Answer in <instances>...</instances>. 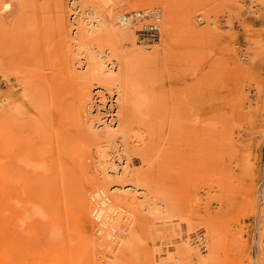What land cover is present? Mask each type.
Segmentation results:
<instances>
[{"label": "bare ground", "instance_id": "bare-ground-1", "mask_svg": "<svg viewBox=\"0 0 264 264\" xmlns=\"http://www.w3.org/2000/svg\"><path fill=\"white\" fill-rule=\"evenodd\" d=\"M174 1L175 0H126V1L125 0H51L50 1L52 2V7L54 9L55 29L57 31L59 38L58 40L59 48L58 50L55 49L59 52L57 56L58 58L57 57L56 58L57 60L59 59L60 70H62L65 76L63 77L68 81V83L71 86L70 89L73 92L72 103L71 105H68L69 108L71 106L70 109L72 114L70 115L72 116L70 117H72L73 122H75L73 124H75L76 130L78 132L77 133L78 139L86 141L89 145V147L87 146L88 150H85L84 152H82L80 156H78L79 157L78 161L80 162V165L86 168L87 170H89L88 167L90 165H92V167L94 168V173L92 178H90L91 181L88 184V188H86L85 190L84 189L79 190L80 191V194L78 195L79 199L75 195L77 200H79V205H77V203L76 205L79 206L80 208L78 209L83 219L82 221L84 224L89 223L90 225V233L88 239L91 244V250L93 251L94 264H216L217 263V256H218L217 253L221 246L220 238H218L219 236L218 230L220 228L216 229L217 227H215V225H218V222H216V220H214V218L212 217L211 218L203 217L200 223L201 225L200 230L201 229L202 230L199 233L193 232L194 226L192 224H189L190 222L184 223L186 225V228L182 230L183 229L182 225L179 222H177V216H179L178 203L176 199H174L168 192L167 183L165 182L166 181L165 176L167 175L165 171H167L168 169L167 159L169 158L171 151L170 150L171 146L167 147V145L168 144L171 145L172 140L175 138L176 124L175 121L173 120L174 119L173 117L175 116L176 118L177 111L175 112L172 107H171L172 108L171 111L168 105L167 95L164 92V89H162L163 91L162 90L158 91V89L156 90V88H154L156 86V85L154 86V83L158 71L163 69L170 61H172L173 53L177 49V46L179 45L178 35L181 33L178 34V28L176 24L177 23L176 14L173 12L172 9L173 6H175ZM2 3L7 5L8 13L6 16L0 14V35L1 34L8 35V33L11 34L13 32L22 33V31L20 30L19 32L18 29H20L23 26V25L21 26V23L25 21V18L28 19L29 16L26 17L27 12L29 13L31 11L33 12V9L38 6V5L36 6V0H0L1 9H2ZM41 4L43 3L41 2L40 6ZM242 4L244 6L246 5L250 9L254 7L261 9L264 5V1L261 2L259 0L258 1L249 0L246 2L245 1L242 2ZM47 5L45 3L42 7H40L41 9L40 12H42L40 16L41 17L43 16L42 17L43 22L46 21V17H44L45 15L44 11L47 10L46 9ZM190 14L192 13L189 12L186 16L189 18ZM35 15H36L35 13H32V15L30 14L31 17L29 18V21L30 20L31 21L29 22L30 24L28 23V26L30 27V28L28 27V30L30 29L31 30L30 31L25 30L26 31L24 34L25 36L26 33L32 32L31 34L36 35L37 38L38 28H37V23H36L37 20ZM203 16L204 19L207 21V23L213 25V22H209V17L207 15H203ZM203 16L197 14L196 16L197 21L201 22ZM50 25L53 26V24ZM44 26H46V24ZM23 27L21 29H23ZM147 28L154 29L155 39L153 38V40L147 41V40H143L139 36L140 31ZM24 29H27V27H25ZM44 33L46 34V32ZM189 33H190V37L192 38L194 37V39H196L195 38L197 37L196 31L189 30ZM25 36L24 38L26 40ZM28 36L29 35H27V37ZM29 37H28V41H29ZM198 37L200 36L198 35ZM8 40H11V38ZM38 40H37V45L39 43ZM196 40H198V38ZM22 42H24V40ZM17 43L19 44V42ZM195 45H197V43ZM20 46L22 45L20 44ZM29 48L30 47H27L26 45V50H29ZM9 51L10 50H8V52ZM44 52H46V50ZM19 53L21 54L20 51ZM16 54L18 53L16 52ZM24 54H27V52ZM31 54L33 56L32 50H31ZM39 54L41 53L39 52ZM27 56L26 58H28ZM35 56H37V54H35ZM29 58L32 59L31 57ZM8 61H10V59ZM20 64L21 63H19V65ZM39 65L42 66L41 63ZM37 67L39 68V66ZM50 68L51 67H49L48 69ZM53 68H51V70ZM55 69L56 68H54L53 70ZM237 70L239 71V69ZM28 72L29 71H27V73ZM58 76H60L61 79L60 81H64L62 80L61 75ZM52 81H53V77H52ZM58 81L57 82L55 81L56 84L59 83ZM23 82L25 81L23 80ZM62 83L63 82H60V84ZM30 84H32V82H30ZM56 84L54 85L56 86ZM64 85L67 86V84ZM51 88H53V86ZM200 93L198 96H200ZM34 95L36 96L39 94L35 93ZM183 96L185 97V95H182V97ZM240 96L241 95H239V97ZM182 97L180 99H182ZM173 98H175V96ZM187 99L188 98H186V101ZM15 101H17V99L15 98V96H13V94H10L9 91H7L6 94H0V139L4 138V140H6L5 144L7 142L9 143L8 147L5 146L6 147L5 149L8 150L5 151L6 153L1 154L2 152L0 151V191L4 190L8 184L12 182L16 183L17 180H19V178L13 179L14 172L11 169V167L13 168V166L15 168L20 167L26 173L27 172L31 173V175L32 174L37 175L38 173L41 174L52 169V168L49 169L45 163H42V161H44V157L42 156L43 153L40 152L39 150L37 151V153H34L30 150L29 152H27L24 151L23 148L21 147L19 148L17 147L18 149H14L13 146L11 145L12 143L15 144V142H17L16 140L19 139L20 137H22L21 139L23 141L25 140L29 141V139L27 138L29 137L28 135L30 133L29 128H27V126L24 124L25 122H21V121L19 123L17 122L16 118L19 119L20 116L23 117L24 112L22 109L23 107H18L20 109L18 108L16 109ZM198 102L196 103L197 105ZM187 103L183 102V104L187 105L184 106L188 107L189 103L188 104ZM261 103L262 106H264V102ZM251 104L252 103H248V106H250ZM184 109L186 108L184 107ZM194 109H196L195 110L196 113L193 112ZM201 109L198 110L197 108L194 107H188L186 112L183 113L184 114L187 113L185 115L187 118L188 116L193 117L195 115L202 114L203 109L202 110ZM175 110H177L176 107ZM15 112L20 113L21 115H18L16 113L18 116L15 117L14 115ZM13 115L14 118H12ZM33 118L34 117H32V119ZM198 118L197 117L193 118V121L198 123L197 127L199 128L196 134H198V136L204 135L206 137V133H203L202 132L203 129L200 128L201 127L200 125H202L201 123L202 120H200L201 117L200 119ZM205 119H206V115H205ZM177 120L179 121V119ZM208 121L209 120L206 121L207 122L206 124H209ZM216 128H214L215 131ZM62 129L64 130V128ZM35 130H37V128ZM60 132L62 133V131ZM16 134L19 135L18 136L19 138L16 137L15 142H13L14 140L12 141V138L14 136H17ZM57 134L55 135V137L58 136ZM50 139L51 138H49V140ZM69 139L70 138L66 140ZM58 140L60 139H57L56 141ZM43 143L42 145H45ZM31 144L32 142H28L26 149L30 148ZM209 144L207 143V145ZM68 145H73V144H68ZM74 145L76 146V144ZM15 146L17 145L15 144ZM51 148L52 147H50L49 149L51 150ZM177 148L179 147L177 146ZM47 154H49V152ZM251 156L254 157L255 155L254 156L251 155ZM250 159L251 158L249 157L246 163L248 169L247 171L251 178L254 175L253 174L254 171H253V164L249 161ZM62 164H60L59 166H61ZM80 165L78 164V166ZM66 166H64L65 169L67 168ZM216 166L217 165H215V168ZM64 167L62 168V171ZM258 167H260V165H258ZM55 172L53 174L51 172V175H54ZM63 173L66 172L63 171ZM72 174L76 176L75 173ZM72 174L71 177L73 176ZM47 175L48 177L51 176V175L49 176L48 173ZM60 175L63 174L60 173ZM66 176L67 175H65V177L63 176V178L65 180L69 179V176H67V178ZM74 176L73 178H76ZM87 176L88 175H86V177ZM42 178L45 177L43 176ZM53 178L51 177L50 180H52ZM169 178L167 177L168 180ZM12 179L15 181H13ZM24 180H26V178H24ZM43 180H41V183L43 182ZM69 180H71V178ZM262 181L263 182L261 189L257 191L256 194L257 198L259 197L258 205H256V203L253 202L254 200L252 201V192H253L252 185H248V187L245 188L246 189L245 203L248 208L247 210H249V212L255 211L256 214L255 216L256 252L254 257L252 258L250 257L251 258L250 260H252L253 263L247 261L249 264H264V175ZM32 182L34 183L36 181L34 180ZM33 183L31 184L32 186H34ZM36 183L37 185L35 184L34 189L35 187L37 189V186L39 187L38 182ZM28 184L26 183V185ZM19 185H20V189H22L20 190V193L22 192V194H24L25 186L23 182L18 184V188ZM47 185H50V182ZM66 185H68V182ZM30 186H26V187H30ZM32 186L30 187L31 189L33 188ZM50 186L52 188V185ZM9 188L7 189L9 190ZM63 188L65 189L66 187ZM41 189H43V187ZM44 190L46 189L44 188ZM49 190H47L48 193L49 194L52 193V189L50 191ZM36 191L37 190H35L34 193H36ZM42 191L40 194H42ZM47 191H45L46 193L45 195H47ZM4 193L5 190L3 191V194L0 193V195H2L1 197H3V200L0 202L1 204L0 221L4 219L3 222L0 223V264H11L13 263L12 260L13 257L11 256L12 257L11 258L8 255L9 243L7 244L6 242H4L7 240L8 236L10 235L8 232H5L6 227L7 229H9V224L7 222L9 221L11 222L12 225V226L10 225L12 228L11 232L13 231L15 236L20 238L22 237L25 238L26 235L28 234L30 235L33 232L34 223L37 221L36 219L38 218L44 219L46 222L49 215H48V211H46L38 202L40 200L37 199V197H36V201L37 200L38 201L36 202L33 201L34 198H32L31 196L30 197L33 200L26 198V196L8 197L5 196ZM37 194H39V191ZM43 195H44V191H43ZM50 197H52V195ZM51 201L54 202V200ZM192 201L195 202L193 199ZM50 202H48V205L50 204ZM254 204L256 205V207L254 206ZM57 210L55 212L56 214H58ZM50 216L52 217V215ZM56 224L58 223L56 222ZM40 226H42V224ZM53 226L51 225L49 227L52 228ZM46 227L48 226L46 225ZM57 227L58 226H56L55 228L58 229ZM51 228H48L47 230L49 229L51 230ZM240 232L241 231H239V233H237L232 237L230 236L232 242H234L237 249L244 247L241 240ZM34 235L37 234L34 233ZM30 240H34V239H30ZM26 245L28 244L26 243ZM30 249L33 250L34 248L32 249L31 247ZM33 252L35 253V250ZM20 258H18L16 262L20 263L21 262Z\"/></svg>", "mask_w": 264, "mask_h": 264}, {"label": "rangeland", "instance_id": "rangeland-1", "mask_svg": "<svg viewBox=\"0 0 264 264\" xmlns=\"http://www.w3.org/2000/svg\"><path fill=\"white\" fill-rule=\"evenodd\" d=\"M50 1L51 0H36V6H38L33 9V12H27L26 17H29L28 19L25 18V21L27 20L28 22L23 21V23H21V26H24H22L23 29L25 27H27V29L23 30L21 29V26V28L19 27L20 29H18V31L20 32L21 30L22 33L13 32L14 35L13 33H8V35H0V94H6L7 91H9L10 94H13V96H15V98L17 99V101H15L16 109L18 107H23L22 109L24 112L23 117L20 116L19 119L16 118L17 122H25L24 124L27 126V128H29L30 131V133L28 132L29 137L27 138L29 139V141H23L21 139L22 137L19 138V135L16 134L17 136H14L12 138V141L14 140L13 142H15L16 137L20 140H16L17 142H15V144L17 146H15V144L13 143L11 145L14 149H18L19 147H21L24 151L27 152H29L30 150L34 153H37V151L39 150L43 153L42 156L44 157V161H42V163H45L49 169L52 168L44 173L31 175V173H26L20 167L15 168L13 166L14 169L11 167L14 172L13 179L19 178V180H17V184L12 182L7 185V187L4 189L5 196H26V198L29 199L34 198V200L32 199L33 201H36L37 197V199L40 200L37 201L46 211H48L49 216L47 215L48 218L46 222L44 219H36L37 221L34 223L33 232L30 235H26L25 238L15 236L14 232H11V222L6 221L9 224V229H7L6 227L5 232H8L10 235L4 242H6L7 244L9 243L8 255L9 257H13H11L13 260V263L11 264H94L93 251L91 250V244L88 239L90 233V225L89 223H83V219L79 211L80 208L79 206H77L79 205V200H77V198L79 199V190H85L86 188H88V184L91 181L90 178H92L94 173V168L92 167V165H90L88 167L89 170H87L86 168L81 166L80 162L78 161V156H80L85 150H88L89 145L86 141L78 139V132L76 130L75 124H73L75 122H73L72 117H70L72 116L70 115L72 114V112L70 109L71 106L69 108L68 105H71L72 103L73 92L70 89V84L64 78L65 76L62 70H60L59 59L57 60V56L59 53L57 51L59 48V38L55 29L54 9L52 7V2ZM244 1L246 2L249 0H175V6H173L172 9L176 14L178 34L181 33L178 35L179 45L173 53L172 61H170L163 69L158 71L155 79L156 84L154 83V86L156 85L154 87L156 88V90L158 89V91H160L164 89L171 111L172 108L175 112L177 111L176 118L175 116L173 117V120L176 124L175 138L172 140L171 145H167V147L171 146V151L169 158L167 159L168 169L167 171H165V173L167 174L165 176V182L167 183L168 192L174 199H176L179 207V216H177V222L182 225V230L186 228V225L184 223L190 222L189 224H192L194 226V233H199L202 230H200V223L203 217H212L214 218V220H216V222H218V225H215V227H217L216 229L220 228V232L218 230V238H220L221 246L217 253L218 256L216 264H249L248 262L253 263V261L250 259L255 256L256 252V214L255 211L249 212V210H247L248 208L245 203V188L248 187V185H252V201L254 200L253 202L258 205L259 197L257 198L256 194L257 191L261 189L264 175V106H262L261 103L264 102V5L261 9L256 7L250 9L246 5L244 6L242 4V2ZM259 1L262 2L264 0ZM41 2L43 4H41L40 6ZM45 3L46 5H49L46 6L47 10L45 9L46 11H44V17H46V21L43 22V16H40V14H42V12H40V7H42ZM189 12H191L192 14H190L188 18L186 15ZM7 13L8 7L6 4L2 3L0 14L6 16ZM32 13L36 14L35 17L37 20L36 23L38 28L37 38L36 35L31 34L32 32L26 33V36L24 35L26 32L25 30H28V23L31 21H29V18L31 17L30 14L32 15ZM196 13L202 16L207 15L209 17V22H213V25L207 23V21L204 19V16L202 21L198 22L196 19ZM44 23L46 24V26H44ZM50 24H53V26ZM45 27L48 29H46ZM189 30L196 31L197 37L195 38H198V40L194 39V37H190ZM44 32H46L47 35ZM27 35L30 36H28L29 41ZM198 35L200 37H198ZM24 36L26 37V40ZM10 38L11 40H8ZM21 40H24V42H22ZM37 40L39 42L38 45ZM17 42H19V44ZM196 43L197 45H195ZM20 44L22 46H20ZM25 44L27 45V47H30V52L29 50H26ZM37 47L39 50L37 49ZM8 50L10 51L8 52ZM31 50L33 56L31 54ZM45 50L48 56L46 55V52H44ZM19 51L21 52V54L19 53ZM16 52L18 54H16ZM26 52L27 54H24ZM39 52L41 54H39ZM35 54H37V56H35ZM26 56L28 58H26ZM29 57H31L32 59H30ZM38 58L41 59L39 60ZM9 59L10 61H8ZM34 60H37L38 62H35ZM19 63L21 64L19 65ZM40 63L42 66L39 65ZM37 66H39V68ZM52 66L56 68V71L53 70L54 68ZM49 67L53 69H48ZM237 69H239V71ZM27 71L29 72L27 73ZM58 75H61L62 80L64 81H60L61 79ZM23 80L25 82H23ZM55 81H58L59 83L56 84ZM30 82H32V84H30ZM60 82L63 83L60 84ZM54 84H56V86ZM64 84H67V86H65ZM159 84H161L162 86ZM52 86L53 88H56L53 89L51 88ZM49 89L51 90V92ZM34 92L39 95L35 96ZM197 92H201L202 94L200 93V96H198L199 93ZM238 94L241 96L239 97ZM182 95H185V97H182ZM174 96L176 99L173 98ZM181 97L182 99H180ZM32 98H34L35 100ZM186 98H188L187 101ZM196 99H199L200 101L198 100V102ZM244 101H246L247 103ZM183 102H188V107H194L198 110L202 108L203 110H201L204 114H198L199 116L195 115L193 117L188 116L187 118L185 116L187 113L184 114L183 112H186L188 107H186L187 105L183 104ZM197 102L198 105L196 104ZM248 103L252 104L248 106ZM175 107L177 110H175ZM184 107L186 109H184ZM195 110L196 109H194L193 111L194 113H196ZM16 113L17 112L14 113L15 117L21 115L20 113H17L18 115ZM14 115L12 118H14ZM31 116L34 118L32 119ZM195 117H199L198 119H200L201 117L200 120H202V125H200V128L203 129V133H206V137L204 135L198 136V134H196L199 128L197 127L198 123L193 121V118ZM209 117L212 120H210ZM177 119H179V121ZM205 120H209V124H206L207 122ZM36 128L37 130H35ZM62 128H64V130ZM214 128H216L217 132ZM38 129L41 131V133ZM60 131H62V133ZM56 134L58 136L55 137ZM209 135L211 136V138ZM49 138H51L52 140H49ZM56 138L60 140L56 141ZM68 138H70L71 140H66ZM5 141L6 140H4V138L0 139V151L2 152L1 154L6 153L5 151H8L5 148L9 146V143L7 142L5 144ZM28 142H32L30 147L31 149H26ZM174 142L179 148H177ZM202 142H207L208 144L210 143L209 145H211L212 147L207 145V143L203 144ZM42 143L46 146L42 145ZM74 144H76V146ZM80 146L82 147V149ZM50 147H52L51 150L49 149ZM33 148H35L36 150ZM48 152L50 155L47 154ZM251 155H255V159ZM249 157L251 158L249 161L253 164L254 171V173L252 171L254 175L251 178L247 171L248 169L246 163ZM253 159L254 162L257 161L258 163H254ZM58 163L59 165L63 163V167L67 164L66 169L69 170L67 171L64 167L65 170L63 169V171H65L66 173H63V167L62 165L59 166ZM78 164L81 167L78 166ZM215 165H217L216 168ZM258 165H260V167H258ZM51 172L52 174L55 172V174L51 175ZM47 173L49 174V176H51L48 177ZM60 173L63 175H60ZM72 173H75L76 176H74V174ZM64 174L69 176V179L71 178V180H65L63 178V176L65 177ZM71 174L77 179L73 178V176L71 177ZM256 174L259 176H257ZM86 175L88 176L86 177ZM23 176L24 178H26V180H24ZM43 176L45 178H42ZM51 177L54 178L50 180ZM167 177L171 178H169L168 180ZM62 179H64L65 182ZM30 180H35L36 182H38L39 187H43V189L39 188L38 186L37 189L36 187L34 189V186L35 184L37 185V183H33ZM41 180H43L42 183ZM61 180L65 183V185ZM39 181L41 185L39 184ZM48 181L50 182V185H52V188L50 185H47L49 184ZM55 181L57 184L55 183ZM21 182H23L25 186L24 194H22V192L20 193V190H22L20 189V185L18 188V184ZM51 182H53L54 184ZM67 182L68 185H66ZM26 183L29 184L26 185ZM32 183L34 186L31 185ZM30 185L33 187L32 189L30 188ZM63 187H66L67 191L66 188L64 189ZM7 188H9V190ZM44 188L46 190H44ZM50 188L52 189V193L49 194L47 190H49ZM29 189H31L32 191H37L36 193H34V191L32 193V191ZM4 190H1L0 193L3 194ZM42 190L44 191V195ZM54 190H57L56 193ZM7 191L9 194L7 193ZM38 191L39 194L42 191V194H37ZM45 191H47V195H45ZM48 194L50 196L52 195V197H50ZM75 195L77 198L75 197ZM1 196L2 195H0V202L3 200V197ZM192 199L195 202H193ZM256 199L258 200V202ZM51 200H54V202H52ZM48 202H50L49 205ZM256 205L254 204L255 207ZM55 208L56 210L58 209V214L55 213ZM50 215H52L54 219ZM3 220L0 221V223H2ZM39 221H41L42 223ZM56 222L58 224H56ZM39 223L40 225L42 224V226H40ZM36 225H38L39 227ZM46 225L48 227H46ZM51 225H54L55 227L58 226V229H56L54 226L52 228L49 227ZM48 228H51V230H47ZM239 231H241V240L244 247L237 249L234 242H232L231 237L239 233ZM242 231L244 232V234ZM34 233H36L37 235H34ZM26 243L29 246L26 245ZM30 246L32 247V249H34L31 250ZM34 250L35 253L33 252ZM44 251L46 252V254ZM18 258H20L21 260L20 263L16 262ZM74 260L77 262H75Z\"/></svg>", "mask_w": 264, "mask_h": 264}, {"label": "built area", "instance_id": "built-area-1", "mask_svg": "<svg viewBox=\"0 0 264 264\" xmlns=\"http://www.w3.org/2000/svg\"><path fill=\"white\" fill-rule=\"evenodd\" d=\"M154 35H155V31L152 28L144 29V30L140 31V33H139V36L143 40H147V41L153 40Z\"/></svg>", "mask_w": 264, "mask_h": 264}]
</instances>
